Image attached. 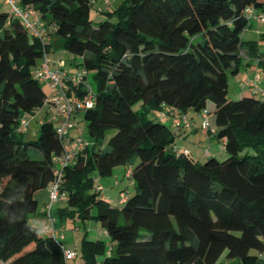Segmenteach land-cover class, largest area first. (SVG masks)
I'll use <instances>...</instances> for the list:
<instances>
[{
	"label": "trees",
	"instance_id": "1",
	"mask_svg": "<svg viewBox=\"0 0 264 264\" xmlns=\"http://www.w3.org/2000/svg\"><path fill=\"white\" fill-rule=\"evenodd\" d=\"M93 3L20 0L45 22L43 40L0 10V264H67L61 239L31 221L35 193L48 188L56 170L65 199L56 202L55 216L51 211L54 220L91 219L107 231L108 247L103 236L83 238L82 264H256L264 257V99L227 94L228 75L239 73L243 55L264 70L257 42L243 39L245 9L263 11L264 1L121 0L98 25ZM49 34L62 36L78 60L73 70L54 68L86 72L80 82L63 83L75 104L69 134L82 112L90 143L60 168L62 117L34 74ZM85 83L93 103L78 108L89 95ZM209 103L215 131L208 132L228 156L205 154L198 162L174 147L177 129L158 113H200ZM44 105L60 122L44 120L27 137L23 119ZM117 165L128 166L133 189L114 207L100 196L95 175H110Z\"/></svg>",
	"mask_w": 264,
	"mask_h": 264
},
{
	"label": "built area",
	"instance_id": "2",
	"mask_svg": "<svg viewBox=\"0 0 264 264\" xmlns=\"http://www.w3.org/2000/svg\"><path fill=\"white\" fill-rule=\"evenodd\" d=\"M4 5L9 7L10 13L20 18L23 21L25 28L28 31V34L31 37L39 38L41 40L44 39L46 33L45 22L40 20L38 15L33 9L24 8L20 5V0H0ZM98 11H101L99 9ZM246 18L251 21L255 19L259 23L264 24V10H255L252 6H249L245 9ZM34 74L36 78L42 82H45L50 88V96L49 101L54 104L55 110L61 115L62 120L60 124L56 127V132L58 137L63 138V146L64 150L62 155L57 159L59 168L68 163H72L74 160V155L77 150H80L85 145L82 138L79 136L71 137L69 134V130L73 127V123L70 120V114L74 107L73 99L70 96H67L65 91L63 80L66 78H70L73 83L80 82L83 79L84 74L86 75L85 70L78 69L72 74H68L66 70L60 68H51L48 65V61L46 59V54L43 56V61L40 66L34 70ZM260 77L254 76L252 80L248 83L250 84V91L257 93L260 90V87L257 85L260 83ZM87 89L89 90L88 97L83 100H79L76 102V106L78 108L89 107L92 105V92L91 87L85 83ZM206 110L199 113L200 124L199 127L209 130L214 133L215 129L211 123V120L207 117ZM158 116L162 120H170L172 126L176 129L179 128H192L193 122L182 113H178L175 109L171 107H166L164 110L158 113ZM24 123V121H23ZM179 152L189 155L187 150H180ZM205 154H209L207 150H205ZM55 179L49 184L48 191V203L45 208V223L41 226V231L47 234H50L54 238H62V234H57L55 220L51 215L53 205L59 200H64L65 196L59 190V185L61 181V171L56 170ZM128 177H130L129 170L126 172ZM96 181V179H95ZM98 189H100L97 186ZM126 198L125 195L120 196L118 198V202L124 201ZM107 236V231L103 229H99L97 231V236ZM75 254L69 249H64V257L66 260L73 259Z\"/></svg>",
	"mask_w": 264,
	"mask_h": 264
},
{
	"label": "rangeland",
	"instance_id": "3",
	"mask_svg": "<svg viewBox=\"0 0 264 264\" xmlns=\"http://www.w3.org/2000/svg\"><path fill=\"white\" fill-rule=\"evenodd\" d=\"M96 8H97L96 4L94 3L92 4L90 8V17L94 25H98L101 21L107 18L106 13H102V15L97 16ZM0 10L8 11L9 7L7 5H4L2 1H0ZM252 37L253 36H251L250 33L244 34V40H247L248 38H252ZM252 39H254V41L258 43V51L264 55V38L259 39V40L256 38H252ZM64 43H65V39L62 36L57 35V34L53 35V39L51 42V47L53 51H55V49L57 50L64 49ZM68 66L71 67V65L69 64ZM242 72L243 71H240L238 74H235V75L234 74L228 75L227 97L230 100L235 98L237 95H249L251 93L250 91L251 86L248 82L252 80L254 76H251V74H249L247 78L242 79V75H243ZM88 78H89V81L92 82L90 74L88 75ZM261 80H260V83H261ZM239 81H242L243 85L238 86ZM260 83L257 85L258 87L262 86V84ZM42 86L45 92L48 93L49 90H48V86L46 85V83H42ZM256 97L260 99H264V94L257 93ZM140 106H141V102H136L133 105V108L135 110H138L140 109ZM191 112L193 113V111ZM205 113L207 117L212 121L213 112H210V109H208V112H205ZM150 116H152V113ZM74 124H75L74 129L78 128L77 132H80L82 134L83 142L90 143V138L87 133L86 124L82 117V112H79L77 116L74 118ZM198 124H200V118H199ZM200 129L203 130L204 133L208 132V130L206 129H203V128H200ZM109 133L110 132H108L105 135V137H108ZM175 143L176 144L183 143V145L187 147V148L185 147V149H191L192 151L195 152L194 153L195 155H198V157H201V158L204 156L203 154V152L205 153L204 150L209 148L208 139L202 138L200 137V135L199 137L198 136L193 137V135H191L190 137L183 139V140L179 138V136H176ZM227 156L228 155L223 150V148H221L220 152L217 153V159L219 160H223ZM201 162H203V160H201ZM127 168L128 166L126 165H117L113 168L112 173L110 175H107V176L95 175L96 177L95 186L97 185L100 188V191H101L100 196L103 199L107 200L114 207L120 206L118 205V200H119L118 198H120V196L124 194V191L126 189L129 188L131 191L133 189L131 185V179L126 174ZM116 179L120 181H118V183L115 184L114 181ZM57 205L58 203L54 204L53 209H52V214H56ZM56 223L59 224V229L57 230V234L58 235L62 234L61 241L63 245L65 246V248L69 249L75 254L73 259L67 260V264H82V261H83L82 256H81L82 240L84 237H86L87 239H94L95 237H97V231L99 230L97 223H95L91 219L86 220L85 223L78 219H74V220L66 219V220H63L62 222L57 221ZM39 228H41V226ZM103 238L105 239V242H106L105 246L108 247L107 237L103 235ZM101 257H102L101 253L97 254L95 261L100 260Z\"/></svg>",
	"mask_w": 264,
	"mask_h": 264
},
{
	"label": "crops",
	"instance_id": "4",
	"mask_svg": "<svg viewBox=\"0 0 264 264\" xmlns=\"http://www.w3.org/2000/svg\"><path fill=\"white\" fill-rule=\"evenodd\" d=\"M119 2H120L119 0H94V4H96V7H97L96 15L100 16L102 15L104 11L112 10L114 7H116V5ZM99 9H101V11H98ZM245 33H250V35L253 36L252 38H256L258 40L263 39L264 38V24L259 23L255 19H252L250 21L249 27L243 33V39H244ZM53 35L54 34H49L45 38V40L49 43V51L46 53V59L48 61V65L51 68L64 67L68 70H73L78 60H74V56L68 53L65 49H61V50L55 49V51H53L51 47ZM252 38H248L247 41H254V39ZM42 61H43V58L39 59L37 62V66H39ZM68 64L71 65L72 68L69 67ZM239 66H240V71H243L242 79L247 78L249 74H251V76H255V75L259 76L260 79L262 78L261 83H260L262 84V86L260 87V90L257 93L264 94V70L261 68L259 59H257L256 57L253 58L251 56L247 57V55L246 56L243 55L242 63ZM241 85H243V82L239 81L238 86H241ZM208 109H210V112H213L214 110L213 104L209 103L206 109L207 112H208ZM185 114L193 122V127L191 129H188V128L177 129L176 136H179V138H181L182 140L190 137L191 135H193V137L195 136L199 137L200 135V137L208 139L209 148L206 150L208 151L209 155H213L217 157V153L220 152L221 148H223V141L217 139L214 135L210 134L209 132L204 133L203 130L199 128L198 126L199 125L198 124L199 113L198 112L193 111L192 113L191 111H188ZM76 116L77 115H75V117ZM44 120H51L57 125L60 122L61 118L60 116L56 114L53 108H51L48 105H44L43 107L35 110L33 114L25 116V118L23 119L24 124L21 125V129L27 137H34L37 133L40 123ZM166 121L168 122V124L171 125V127H173V129H176L174 126H172L170 120H166ZM77 129L78 128H75L71 131L72 136L74 137L79 136L82 138V134L80 132H77ZM174 147L178 149L179 151L188 150L189 155L195 161L201 162V160H204L206 158L204 152H203L204 156L202 157L203 158L202 159L201 157H198V155H195L194 154L195 152L192 151L191 149H185L186 146H184L183 143H179V144L174 143ZM127 171H128V168L126 169V172ZM118 181L120 180L116 179L114 183L116 184L118 183ZM35 198L38 202V212L32 216L31 221L35 225L40 227L45 223V217H46L45 208H46V204L48 203L47 189H40L36 191ZM53 216H55V214H53ZM56 229L57 230L59 229L58 223H56ZM235 264H239V263L236 262ZM256 264H264V257H260Z\"/></svg>",
	"mask_w": 264,
	"mask_h": 264
}]
</instances>
